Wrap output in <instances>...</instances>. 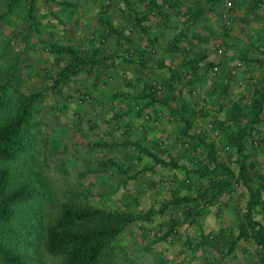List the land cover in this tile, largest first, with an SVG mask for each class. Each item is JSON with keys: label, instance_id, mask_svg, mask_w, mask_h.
I'll return each instance as SVG.
<instances>
[{"label": "crops", "instance_id": "crops-1", "mask_svg": "<svg viewBox=\"0 0 264 264\" xmlns=\"http://www.w3.org/2000/svg\"><path fill=\"white\" fill-rule=\"evenodd\" d=\"M69 9L70 25L79 27L65 45H79L83 67L65 82L82 78L83 90L72 85L62 94L83 116V144L99 155L116 150L120 167L130 169L132 209L150 211L153 225L187 232L177 236L181 244L168 238L158 251L183 252L192 235L190 254L215 256L199 227L230 231L236 212L241 219L245 187L218 192L213 179L246 155L225 139L247 128L243 106L257 92L264 105V0H232L229 24L221 0H81ZM242 241L224 251V264L244 260Z\"/></svg>", "mask_w": 264, "mask_h": 264}, {"label": "rangeland", "instance_id": "rangeland-1", "mask_svg": "<svg viewBox=\"0 0 264 264\" xmlns=\"http://www.w3.org/2000/svg\"><path fill=\"white\" fill-rule=\"evenodd\" d=\"M6 1L0 0V12L5 9ZM80 2L36 0V10L30 12L36 19L27 27V0H17L5 15L7 21L5 17L2 18L0 68L6 67L11 60H18L15 76L20 89L26 91L49 86L50 80L46 76H52L62 63L61 57L56 56L54 45L60 47L72 40L71 36L69 39L66 36L77 31L79 25H70L74 18L69 17V7L77 6ZM72 13L74 16L78 11ZM35 27L39 30H34ZM28 30L30 36L25 40L24 35L27 36ZM70 47L76 48L77 45ZM65 80L60 85L62 90L59 93L70 90L72 85L80 87L83 79ZM79 90L82 91L83 87ZM45 91V97L38 103L40 132L32 139L30 147L19 152L13 159H0V168H5L8 174L7 188L25 185L33 192L28 199L13 204L10 219L0 220V243L22 258L25 264H56L60 260V255L45 250L43 242L46 226L64 201L79 206L99 205L128 210L134 214L146 212L143 207L132 209L134 204L128 201L132 194L127 184L131 180L125 174L130 169L125 170L124 165L120 167L116 154H112L116 150L104 148L105 152L101 151L99 155V152L95 153L94 145L83 144V140L89 136L83 131V116L75 115L71 100L64 99V95H57L56 91L48 89ZM9 109L11 107L7 103L0 107V123L7 118ZM260 129L264 133V127L260 126ZM110 159L116 161L115 166ZM262 163L260 167L264 165ZM253 216L259 217V214L253 213ZM168 227V233L163 234L166 226L153 225L149 218L130 221L112 238L104 264H224L217 252L215 256L190 254L193 252L190 250L191 244L194 243L192 235L184 241L183 252L158 251L161 241L167 242L170 238L168 242L173 239L174 244H181L183 241L177 240V236L187 234L180 230L181 227L175 232L170 231L171 226ZM201 229L199 227V231ZM200 241L207 243L203 233H200ZM175 245H171L173 249ZM257 248L250 242L251 250ZM254 263L258 264L256 258ZM0 264L5 263L0 261Z\"/></svg>", "mask_w": 264, "mask_h": 264}, {"label": "trees", "instance_id": "trees-1", "mask_svg": "<svg viewBox=\"0 0 264 264\" xmlns=\"http://www.w3.org/2000/svg\"><path fill=\"white\" fill-rule=\"evenodd\" d=\"M17 0H7L5 9L0 12V22ZM36 0H27L25 15L28 20L27 27L35 21V15L30 12L36 10ZM5 21H7L5 17ZM100 21H106L101 18ZM1 24V23H0ZM39 30L35 27L34 30ZM108 29V28H107ZM110 30V29H109ZM25 40L30 36V30L26 31ZM38 34L39 31H38ZM22 37V36H21ZM51 43V42H50ZM71 46V45H70ZM63 44L55 47L56 56L65 57V64L59 65L55 76H46L50 80L49 86L39 89L24 91L19 88V82L15 76L18 60L14 59L4 68H0V107L5 103L10 104L7 118L0 123V159L11 160L19 152L26 150L31 145L35 135L40 132L38 123L41 121L38 114V103L45 97V89L62 90V81L70 74H76L83 67V55L76 48ZM51 46L50 48H54ZM75 47V46H74ZM22 76V72L21 75ZM59 94H62L59 93ZM63 95V94H62ZM247 106H243L241 115L245 116L247 128H237L233 134L226 136L229 147L237 153L239 149L246 152L235 156L232 165L222 166L223 174L216 176V190L228 186L243 185L246 189L245 203L241 211V219L237 213V224L231 227L220 226L211 232H199L212 244L221 259L225 260L224 251L233 252L243 240L244 260L237 264H264V133L260 129L264 127V109L262 103L263 92H257ZM65 96L64 99H67ZM57 103V102H56ZM261 154V157L255 154ZM261 159V161H260ZM112 164L115 160H109ZM103 164V163H102ZM234 167V168H232ZM235 169V174L233 173ZM235 175V176H234ZM221 182V183H219ZM8 174L5 168H0V220L7 221L12 215L13 204L28 199L32 190L25 185H17L7 188ZM219 183V185H218ZM234 186V187H235ZM213 194L215 197L217 194ZM222 206V205H221ZM161 208L159 211L163 210ZM134 214L128 210L107 208L102 206H79L70 201L60 204L57 214L46 226L44 235V248L49 253L60 255L56 264H104L108 256L112 238L119 233L127 223L132 220L145 219L150 211ZM220 210V206L217 208ZM258 213L259 217H254ZM236 231L234 232V230ZM166 234L168 230H164ZM171 231V227H170ZM172 232V231H171ZM236 233V234H235ZM230 234V235H227ZM231 236V237H230ZM250 242L254 243L256 250L250 249ZM246 244V245H245ZM248 244V245H247ZM0 261L5 264H25L24 260L12 253L0 243Z\"/></svg>", "mask_w": 264, "mask_h": 264}, {"label": "built area", "instance_id": "built-area-1", "mask_svg": "<svg viewBox=\"0 0 264 264\" xmlns=\"http://www.w3.org/2000/svg\"><path fill=\"white\" fill-rule=\"evenodd\" d=\"M221 2L223 5V8L225 9V12H223L224 20L227 24H229V22L231 20V16L227 13V10L232 6V0H221ZM216 50L219 53H221L224 50V46L218 43ZM143 117L148 118L149 117L148 113L144 112Z\"/></svg>", "mask_w": 264, "mask_h": 264}]
</instances>
